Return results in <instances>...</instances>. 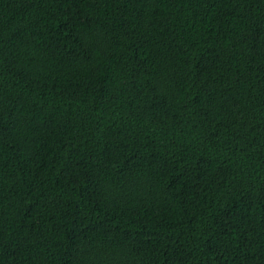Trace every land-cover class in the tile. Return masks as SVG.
Returning a JSON list of instances; mask_svg holds the SVG:
<instances>
[{"label":"trees","instance_id":"obj_1","mask_svg":"<svg viewBox=\"0 0 264 264\" xmlns=\"http://www.w3.org/2000/svg\"><path fill=\"white\" fill-rule=\"evenodd\" d=\"M0 264H264V0H0Z\"/></svg>","mask_w":264,"mask_h":264}]
</instances>
